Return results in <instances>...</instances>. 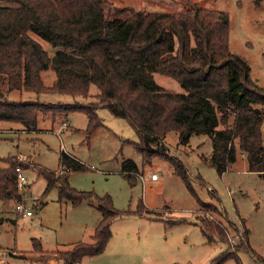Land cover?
Wrapping results in <instances>:
<instances>
[{
  "label": "trees",
  "instance_id": "obj_1",
  "mask_svg": "<svg viewBox=\"0 0 264 264\" xmlns=\"http://www.w3.org/2000/svg\"><path fill=\"white\" fill-rule=\"evenodd\" d=\"M11 1L12 5L0 4V85L5 86L4 91L0 86V121L33 131L40 118L81 111L87 118L85 132L90 135L102 125L96 108L106 107L135 129L138 141L129 143L144 163L153 155L165 154L161 140L170 131L183 142L205 134L211 152L202 159L219 174L236 161L238 150L245 156L248 170L264 178V87L252 78L246 60L229 49L226 11L191 3L181 11L128 8L106 17L104 0ZM31 33L50 45L51 55ZM48 70L54 74L50 83L42 75ZM153 73L174 78L184 91L161 86ZM91 85L95 93H90ZM11 90L74 100H9L6 95ZM81 98L91 100L83 103ZM6 160L8 166L0 168V201L4 204L20 201L22 196L16 171L21 163ZM168 160L192 189L184 164L175 157L168 156ZM59 165L58 172L38 170L46 178V190L58 184L60 201L77 205L89 200L101 213L91 241H76L51 257L62 264H75L84 256L103 252L112 236L113 220L124 212L113 206L108 194L70 185L69 173L86 168L80 160L61 152ZM121 169L133 185L136 164L126 160ZM134 212L153 213L142 203ZM195 222L209 242H224L219 223L206 217H197ZM247 233L246 229L244 248L248 251ZM35 242L34 250L41 252L40 242ZM251 255L264 264V254L252 250ZM230 258L238 259L237 253L224 250L210 264Z\"/></svg>",
  "mask_w": 264,
  "mask_h": 264
},
{
  "label": "rangeland",
  "instance_id": "obj_2",
  "mask_svg": "<svg viewBox=\"0 0 264 264\" xmlns=\"http://www.w3.org/2000/svg\"><path fill=\"white\" fill-rule=\"evenodd\" d=\"M104 15L111 17L128 8L145 11H181L191 3L228 13V45L250 66V74L264 87V0H104ZM12 5L11 0H0ZM120 13V12H119ZM49 54L50 45L31 33ZM44 81H53L48 70ZM161 86L183 92L177 80L153 73ZM5 90L4 85H0ZM95 93V86H90ZM9 100L73 102L69 96H45L11 90ZM90 98L79 101L87 103ZM102 125L90 135L85 132L87 118L81 111L48 116L38 120V129L23 130L21 125L0 121V168L6 159L18 161L26 181L18 183L20 201H0V264H62L55 257L76 241H91L101 218L95 203L83 200L77 205L58 199V184L46 190L47 181L39 169L60 171L59 155L66 152L86 168L69 173V183L77 190L108 194L113 206L123 211L111 224L112 236L103 252L84 256L75 264H210L224 250L237 253L222 264H260L252 250L264 254V178L248 170L245 156L238 150L236 161L219 174L202 157L211 152L210 138L192 135L179 140L170 131L161 140L165 154L153 155L144 163L131 143L138 135L126 118L112 115L106 107H97ZM219 115V113H218ZM223 124L219 123L218 128ZM86 135H89L88 137ZM160 142V144H161ZM237 148V142H236ZM168 156L179 159L186 168L191 188L175 172ZM133 161L138 169L130 185L122 174V162ZM156 173L153 180L151 174ZM201 202L215 207L203 206ZM22 204L31 211L16 210ZM144 204L153 213L139 215L134 210ZM224 211V215L220 211ZM206 217L219 223L224 242H209L195 222ZM225 218V219H224ZM175 221V222H174ZM251 250H245V230ZM34 239V240H33ZM39 241L42 251L34 250Z\"/></svg>",
  "mask_w": 264,
  "mask_h": 264
},
{
  "label": "built area",
  "instance_id": "obj_3",
  "mask_svg": "<svg viewBox=\"0 0 264 264\" xmlns=\"http://www.w3.org/2000/svg\"><path fill=\"white\" fill-rule=\"evenodd\" d=\"M16 171L18 172L17 174V179H18V183H23L24 181H26L25 176L21 173V168L20 167H16ZM151 178H157V174L156 173H152L151 174ZM16 210L21 211L23 214L29 215L31 214V211L29 209H27L25 206H23L20 203H17L15 205Z\"/></svg>",
  "mask_w": 264,
  "mask_h": 264
},
{
  "label": "crops",
  "instance_id": "obj_4",
  "mask_svg": "<svg viewBox=\"0 0 264 264\" xmlns=\"http://www.w3.org/2000/svg\"><path fill=\"white\" fill-rule=\"evenodd\" d=\"M158 178V177H157ZM157 178H154L153 180H156Z\"/></svg>",
  "mask_w": 264,
  "mask_h": 264
}]
</instances>
